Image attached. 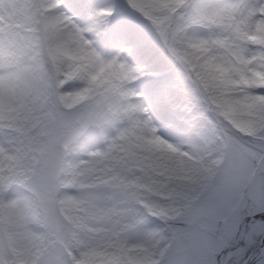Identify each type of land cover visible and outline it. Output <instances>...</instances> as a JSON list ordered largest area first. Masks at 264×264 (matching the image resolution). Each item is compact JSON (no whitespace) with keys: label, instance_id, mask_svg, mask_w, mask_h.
<instances>
[{"label":"snow or ice","instance_id":"obj_1","mask_svg":"<svg viewBox=\"0 0 264 264\" xmlns=\"http://www.w3.org/2000/svg\"><path fill=\"white\" fill-rule=\"evenodd\" d=\"M0 264H264V0H0Z\"/></svg>","mask_w":264,"mask_h":264}]
</instances>
